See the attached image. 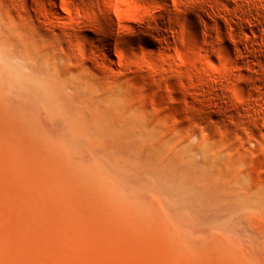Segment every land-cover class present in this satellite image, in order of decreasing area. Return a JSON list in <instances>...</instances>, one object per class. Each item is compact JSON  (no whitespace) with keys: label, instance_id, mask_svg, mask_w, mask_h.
Segmentation results:
<instances>
[{"label":"rangeland","instance_id":"374dc122","mask_svg":"<svg viewBox=\"0 0 264 264\" xmlns=\"http://www.w3.org/2000/svg\"><path fill=\"white\" fill-rule=\"evenodd\" d=\"M7 1L0 6V20H3L0 21L2 31L6 29L9 36L16 35L17 37H21L23 32V39L26 41L28 38L34 39V42L31 39V43L27 41L26 44L31 47L30 44L35 43L39 52H47L53 68L59 75H65L68 70L75 74L74 70H78V74L83 71L84 73H80V77L77 74V78H75L76 74L75 76L73 74L75 81L82 78L83 74H85L84 77L87 75L82 78L83 82L86 81L88 85L94 79V83H91L96 86V82L99 80L100 86L96 87L103 86L105 90L109 88L116 92L124 103L125 110H131L129 112L139 116L138 120L140 123L143 122L141 126L145 125L146 128L144 134L152 133L155 143H151L148 139L140 142L136 139L132 143L116 144L115 147L111 143L79 144L72 140L57 144L51 140L56 136L58 126L62 125L59 112L54 109L50 112L51 115H48L44 108H40L41 105H37L39 110L36 111V117L39 119L37 121L41 122V124L39 122V127L44 136L42 135V141L33 147L32 142L34 141L24 128L23 118L20 114L21 111L26 110L23 98L0 93V126L7 129L5 131L7 134L5 132L0 134L2 135L0 144L4 142L7 145L6 142L11 139L17 140V143L26 142L27 144L28 142V151L23 154H29L26 156L27 158L29 156L32 162L28 160L29 158L27 159L30 168L33 166L34 170L44 169L49 175L54 173L61 177L59 178L63 180L61 188H65L61 192L67 196V200L65 197L62 199L66 201L70 199V203L69 201L67 203L70 204L69 206H79L76 210L80 209V206L83 209L81 210L83 218L78 221L77 226L84 224L85 221L84 225L88 223L89 227L87 226L88 228H84V230L86 229L91 239L90 244L96 248V251L102 253L105 251L97 244L99 235L104 233L102 236H112L117 231V236L121 233L125 235L118 237L119 239L126 238L128 241L125 239L127 241L125 244H129L128 242L135 239L131 241L134 247L131 249L129 247L130 255L128 256L133 260L139 259L143 264L152 262V264H167L165 260H169L168 264H264V127L259 126L255 131V136L249 139L241 131L234 129L233 125L229 123V115H227L221 116L220 119H223L225 125L229 124V128H225L224 124L219 121L207 120L203 121L201 127L198 128L194 126V120L190 119L188 115L192 99L183 96L176 79L169 78L167 84L159 83V87H156L155 84H152L148 73H145L147 72L145 69H141L142 71L137 69L138 72L132 66H117L107 61V67L113 69L111 71H114L115 76H110L114 79L110 78L109 80L105 72L102 74L98 67L95 69V60L98 58L97 62L100 59L99 52L90 51V44L84 38L94 40L95 35L85 33L78 35L72 30L60 33L61 31L58 29L55 32L56 37L50 33L43 35L46 32L39 27V20V23L37 22V5L31 0H20L21 3H18L17 0V6L13 8L14 5ZM96 1L102 5V0H76L78 3L87 4H93ZM127 1L129 5L123 4V7L125 6V10H130L135 0H121L124 3ZM31 23L38 25L39 29L33 24L35 29H38L34 32ZM16 28H18V32H16ZM36 31H41L39 33L42 36ZM126 37L128 42L123 45V49H130L140 61L146 62L149 56H156V49L153 46H146L143 43L141 45L137 42V36L133 34H127ZM173 39L172 36L167 37V41L172 42ZM12 40L9 37L5 41L4 51H2L5 56L1 57L2 62L4 65L8 64L17 68L19 72L30 73L28 66L32 65L33 58L28 59L27 57L30 55L36 57L37 52L35 51L37 50H31L29 55L25 56L26 60L11 58L9 52L17 48ZM78 47H81L84 53L80 52ZM181 52L191 59H195L198 55L197 52H189L186 43L181 45ZM90 57H92L91 62L87 60ZM84 65H86L85 68ZM86 70L90 74L85 72ZM74 92L71 86L64 90V93L72 98ZM75 109H81L80 103L75 104ZM145 128L141 127L144 130ZM153 139L151 140L153 141ZM28 140H31L32 144ZM143 142H146V145H143L145 144ZM4 143L2 144L5 145ZM119 146L122 147L120 148L123 153H115L120 149ZM8 150L11 152L10 149ZM14 150L13 148L12 156H19L18 154L21 152ZM1 151L0 155H3ZM113 152L115 155L120 153L122 159L117 161L119 157L117 155L116 160ZM36 159L39 160V163L33 162ZM40 160L44 161H41L42 166ZM1 166L3 165H0V169H2ZM68 169L70 170L68 171ZM75 169L78 173L74 176L71 174L72 177L69 176L68 172H74ZM48 174L46 175L48 176ZM3 180L5 181L4 178ZM102 182L104 188L110 187L117 193L118 199L120 198L118 206L127 212L109 210L106 200L102 198L104 192L101 190V188L104 189L101 185ZM207 183L212 184L211 189H207ZM57 197L59 198V196H54L52 199L50 198L51 201L49 200L55 206V213L60 218L56 220L57 216L55 215L58 226L56 227L57 231L51 227L54 230L52 235L56 234V237L59 238L58 233L66 234L61 236L66 238H62L63 242L60 238V243L66 244H62L65 245L63 248H66L62 253V257H66L65 260L74 259L86 263L88 257L82 251L79 252L80 254L71 251L70 246H73L74 240L71 239L73 236L69 234L72 235L71 224L73 223L72 221L70 223L68 218L72 209H69L68 205L61 208L63 201ZM82 220L83 223H81ZM0 221H4L1 216ZM66 221L67 223H65ZM47 227H45L46 229L42 227V232L37 230L44 236L50 237L52 231L48 232L49 228L47 229ZM69 228L71 229L69 230ZM102 228L105 232L102 231ZM114 229H116L115 232ZM81 230L78 228L74 231L75 234L78 231L77 236L75 235L78 238H76L77 241L83 240L82 237L85 233L81 235ZM94 230L101 232L97 233ZM109 230H111L110 233ZM138 236L142 237V242ZM46 237L43 239L46 240ZM51 237L54 239L55 236ZM51 239L46 241L50 243ZM60 243L58 242L59 247L62 248ZM51 244L53 245L52 242ZM42 245L45 248V244L42 243ZM49 248L52 247L48 246L46 250ZM142 249L144 250L141 251ZM111 251L112 249H109L108 252ZM142 252L143 254L146 252V256L148 253L152 257L148 256L147 258L141 254ZM162 255L165 259L161 260ZM116 256L119 257L120 264H128L127 257L122 252L116 253ZM173 258L175 259L172 260ZM104 264H108L107 261H104Z\"/></svg>","mask_w":264,"mask_h":264},{"label":"bare ground","instance_id":"6f19581e","mask_svg":"<svg viewBox=\"0 0 264 264\" xmlns=\"http://www.w3.org/2000/svg\"><path fill=\"white\" fill-rule=\"evenodd\" d=\"M9 1L11 5H14L13 8L17 6V0H8L7 2ZM31 1L38 7L36 10L38 14H36L37 22L39 20V27L46 32L43 35H49L48 33H50V35L56 37L55 32L58 30L61 31L60 33H67V31L72 30L78 35L84 33L95 35L94 40L83 37L89 42L90 51L99 52L100 59L97 62L98 58L95 60V69L98 67L102 71L100 73L105 72L109 80L114 76V71L112 72V68L107 67V61L117 66H132L136 68V71L145 69L147 71L145 73H148V77L156 87H159V83L167 84L169 78L176 79L183 96L192 99L188 115L190 119L194 120V126L200 128L202 122L207 120L219 121L224 124L225 128H229V124L225 125L223 119H220L221 116L229 115V123L233 125L236 131H241L249 139L255 136V131L259 126L264 127V0H135L130 10H125V6L123 7V4L129 5L128 1L124 3L121 0H102V5H99L98 1L93 4L78 3L76 0ZM5 2L6 0H0V6L1 4L4 5ZM19 2L22 1L18 0ZM17 10L19 9L17 8ZM33 24L31 23L33 31L38 30V25L34 24L38 28L35 29ZM17 29L16 32H18ZM39 32L38 34L41 35ZM22 34L21 37L9 36L8 30L4 29L2 31L0 29V93L23 98L26 110L21 111L20 114L23 118L24 128L34 141L32 142L33 147H36L35 145L42 141V135L44 136L39 127L40 121L38 122L39 119L36 117V111L39 110L37 105H41L40 108H44L48 115L54 109L60 114L59 119L62 125L58 126L57 134L51 140L53 143L61 144L72 140L79 144L97 143L102 145L111 143L115 147L116 144L132 143L136 139L139 142L141 140L147 141V139L151 143L154 142L152 133H148L149 135L144 134L146 133L145 125L141 126L143 122L140 123L139 116L137 117L129 112L131 110H125L124 103L116 92L109 90L108 87V90H105L103 86L104 89L100 88L99 80L96 82L99 85L98 87L92 84L95 81L94 79L88 85L82 79L85 74L75 81V78L80 77L81 72L78 74V70H74L76 76L74 73L69 72L70 70L66 72L68 75L66 73L62 76L59 75L57 70L53 68L47 52H39V48L35 43L30 44L31 47H29L26 42L31 43L32 38H28L26 41V39H23ZM127 34L137 36V42L140 44L153 46L156 49V56H149L146 62H142L134 56L130 49H123V45L128 42ZM35 35L38 36L37 33ZM168 36L174 38L172 42L167 41ZM9 37L13 39V43L17 46L16 49L9 52L11 58L22 60L33 58L32 65L28 66L30 73L26 74L21 71L20 73L17 68H13L8 64L4 65L2 62L1 57L5 56L2 53L4 51L3 46H5V41ZM33 40L32 42L35 41ZM183 43L187 44L189 52L198 53L195 59H191L181 52ZM78 45L82 46L81 44ZM78 49L84 53L81 47H78ZM31 50H37L35 51L37 56L30 55L26 58L25 56L29 55ZM171 51H173V54H171ZM92 57L87 60H92ZM89 68L87 69L89 70ZM88 70L85 72H88ZM89 76L88 78L91 77ZM69 86L73 87L75 91V97L73 96V98L68 97L65 94L66 92L64 93V90ZM76 103H80L81 109H75ZM37 116L39 115L37 114ZM1 126L0 134H4L7 129ZM5 133L7 134V132ZM31 140H28L29 143H31ZM16 141L11 139L6 142L7 145L4 142L2 143L5 145L0 144L6 148H2L4 150L0 148L3 153V155H0V162L2 163L0 165H3L0 169V216L4 219V223L0 221V264H104V261H107L108 264H120L119 257L116 256L118 252H122L127 257L128 264H143L139 259L133 260L128 256L130 255L129 250L134 247L131 241L135 239L128 242L129 244H125L128 240L126 238L127 241L119 239L118 237L123 233L117 236L116 229H114V232L116 231L115 235L102 236L104 234L102 232L103 234L101 233L102 235L97 237V244L105 250L104 253L97 252L96 248L90 244L91 239L86 229L84 230V228L89 227L88 223L84 225L85 221L82 224L84 226L81 224L77 226L78 221L83 218L81 212L83 209L80 206V209L76 210L79 206H74V208L67 204L70 199L66 201L67 196L61 192L62 189H65L64 187L61 188L63 183V180L59 179L61 177L50 172L52 175H49L44 169H36V171L32 168L33 166L30 168L28 163L30 157L27 158L28 153L23 154V152L28 151V142L26 144V142L17 143L18 141ZM143 143H145L143 145H146V142ZM13 148L14 151L17 150L22 155L20 153L19 156L16 154L17 157H13L11 153ZM121 148L115 153H123ZM115 153L113 152L115 159L117 155L119 157L118 160L116 159L117 161L122 159L120 153V155H115ZM35 161L39 163L38 159L33 160V162ZM41 161L43 160H40V165ZM40 165L38 164V166ZM75 170H73L75 173L67 171L70 173L68 175H76L78 171ZM46 180L51 181L48 183ZM101 185L104 186L103 182ZM211 187L212 184L207 183V189H211ZM101 190L104 191L103 197L101 192L99 194L106 200L109 210L125 211V209L123 211L118 206L120 198L118 199L119 196L116 192L112 191L110 187L101 188ZM54 196H59L57 199L60 200L61 198L60 201H63L61 208L68 205L69 209H72L68 218L70 223L71 221L73 223L71 224L72 235L69 234L73 236L71 239L74 240L73 244L69 241L73 245L70 246L71 251L73 253L78 252V254L82 251L88 257L86 263L74 259L68 261L65 260L66 257H62L63 250H66L63 246L65 247L66 244L60 243V241L63 242V239H66L61 237L66 234L60 232V235L58 233L59 238L56 237V234L52 235L54 230L57 231L56 227L58 226L56 223L58 221H55L56 208L50 202V198L52 199ZM64 197L66 200L62 199ZM81 197L82 194L80 199ZM38 218L41 219H39L40 222L42 221L41 223L37 222ZM58 218L59 216L56 217V220ZM83 220L81 223H83ZM38 226L40 227L38 228ZM101 226H103L102 223ZM42 227L44 229H46L45 227L49 228L48 232L52 231L50 234L55 236V240L51 239L53 238L51 236L46 237L41 234L39 230L42 232ZM51 227L55 229L53 230ZM78 228L82 229L81 235L85 233L82 237L83 240L80 239L79 241L75 237L78 231H76V234L74 232ZM103 228L102 231H104ZM35 229H39L37 231L40 235ZM63 229L65 230L64 227ZM94 232L97 231L94 230ZM43 236L47 239L49 237L51 239L50 243L52 242L53 245L47 242L49 239H46L47 241L43 239ZM138 237L140 238V236ZM141 239L142 237L140 241ZM58 242L61 245L65 244L62 245L63 249L59 247ZM143 242L145 243V241ZM42 243L45 244V248H43ZM48 246L53 249L46 250ZM109 249H112V251L108 252ZM153 253L155 254V252ZM145 254L143 255L146 256ZM171 254L173 255V253ZM148 256L152 257L147 253L146 257L148 258ZM147 258L144 257V259ZM156 260L158 259L156 258ZM168 261L165 260L167 264Z\"/></svg>","mask_w":264,"mask_h":264}]
</instances>
